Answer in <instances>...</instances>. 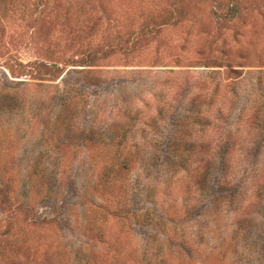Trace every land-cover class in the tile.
Masks as SVG:
<instances>
[{"label": "rangeland", "instance_id": "1", "mask_svg": "<svg viewBox=\"0 0 264 264\" xmlns=\"http://www.w3.org/2000/svg\"><path fill=\"white\" fill-rule=\"evenodd\" d=\"M0 264H264V0H0Z\"/></svg>", "mask_w": 264, "mask_h": 264}, {"label": "trees", "instance_id": "2", "mask_svg": "<svg viewBox=\"0 0 264 264\" xmlns=\"http://www.w3.org/2000/svg\"><path fill=\"white\" fill-rule=\"evenodd\" d=\"M228 9H229L230 14H232V13L234 14V12L236 11L235 4L232 3V4L228 5Z\"/></svg>", "mask_w": 264, "mask_h": 264}]
</instances>
